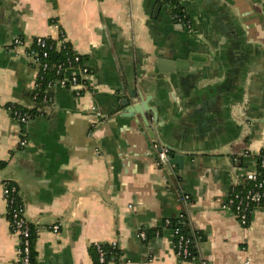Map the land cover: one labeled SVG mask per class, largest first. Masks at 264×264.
Masks as SVG:
<instances>
[{
  "label": "crops",
  "instance_id": "1",
  "mask_svg": "<svg viewBox=\"0 0 264 264\" xmlns=\"http://www.w3.org/2000/svg\"><path fill=\"white\" fill-rule=\"evenodd\" d=\"M178 1L192 32L159 21L160 0H0V264H17L18 246L2 182L18 187L36 264H94L90 247L112 242L117 261L104 264H264V205L245 227L228 205L235 181L255 170L264 149V0ZM60 32L92 90L79 96L55 82L43 113L19 125L9 106L35 108L37 71L8 46L56 41ZM169 49L176 61L200 56L172 74L173 85L159 75L164 93L148 104L149 126L139 131L131 119L110 116L117 90L131 88L132 63L155 64L154 51ZM155 84L147 82L149 98ZM158 135L194 156L158 165L161 146L147 151ZM181 218L193 237L192 262L176 255L167 228Z\"/></svg>",
  "mask_w": 264,
  "mask_h": 264
},
{
  "label": "built area",
  "instance_id": "2",
  "mask_svg": "<svg viewBox=\"0 0 264 264\" xmlns=\"http://www.w3.org/2000/svg\"><path fill=\"white\" fill-rule=\"evenodd\" d=\"M160 1L171 7L172 17L177 23L187 32H192L190 20L185 10L180 6L178 0ZM174 1L178 2L180 7L175 13L173 9H175L177 5L175 6L172 4ZM67 47H69V43L65 35L60 32L59 39L56 41L46 37H35L29 44H25L20 40H15L9 44L8 49L21 51L23 56L27 57L34 64L37 71L36 90L40 87L43 75L50 69V65L47 62L49 52L53 50L67 51ZM70 51L72 52V50ZM53 69L57 77L55 82L70 85L77 95L80 96L92 90L89 71L82 63V59L79 55L75 53L70 54L63 62L54 65ZM54 83L49 82L48 87H51ZM45 99L46 97L43 99V103L46 101ZM9 111L13 122L19 125H25L35 115L30 112V109L17 105H10ZM21 144H24V142ZM167 154L168 152L166 149H162L161 152L158 153V165L165 163ZM2 193L6 204V215L9 227L17 239V264H32L30 257V237L31 233H33V228L25 218L18 187L11 182H2ZM228 205L233 210L239 224L243 227L248 224L252 211L264 205V149L260 151L256 157L255 170L239 177L235 181ZM167 224H169V222H167ZM52 231L57 234L59 225H53ZM173 234L176 238V255L184 261L192 262L195 258L192 255V242L190 238L181 234L178 229L173 230ZM154 235L158 237L159 231L156 230ZM139 237L141 240L147 239V235L143 231L139 233ZM109 246L112 249H117L116 242H112ZM94 247L97 251L99 264H104L105 250L102 244H96Z\"/></svg>",
  "mask_w": 264,
  "mask_h": 264
},
{
  "label": "water",
  "instance_id": "3",
  "mask_svg": "<svg viewBox=\"0 0 264 264\" xmlns=\"http://www.w3.org/2000/svg\"><path fill=\"white\" fill-rule=\"evenodd\" d=\"M158 1V0H157ZM162 7L161 4H158L156 6V10H160ZM160 8V9H159ZM163 11L165 14V19L162 20L159 18V21H163L165 24H172V29L182 33L184 31V28L177 23L172 16L171 7L169 5H164ZM155 18V15L153 16ZM154 57L156 59L155 64L153 62H147V61H137L135 60V63H132L131 65V88L127 86L126 88H119L117 90V96L115 98V101L112 104V111L110 113V116H123L125 118L131 119L137 126L140 131V128L143 129L142 125L144 127L149 126V123L152 122V120L155 118V112L153 109L148 107V104L151 102V100L155 101V98H160L159 94L164 93V88L159 89L157 83H159V75L167 74L169 81L168 85H173V82L175 81L172 77V74L176 71L180 70H186L187 66L195 64L196 60L195 58L200 55H196L194 53H190L188 55L181 54L176 56L177 59L181 58L182 61H176V59H173L174 52L172 50H167L165 54H159V52L154 51ZM150 56H147L148 58ZM163 59H167L170 61H165ZM161 78V77H160ZM155 87H157V95L155 97L149 98L148 91H147V82H155ZM162 91V92H161ZM49 95V93H48ZM46 104H42L40 107L41 112L43 113V107ZM201 109H205L207 111L206 105H202ZM205 117L202 115L200 117V121L203 124L205 122ZM140 127V128H139ZM148 135L149 132H148ZM143 137V136H142ZM151 148L152 150H147L150 153H153L154 146H161L156 150V153H160L162 149H166V151L169 153L167 154L165 163H170L175 161L178 162L181 159H183L185 156H194L193 154H184L179 153V151L183 152H189L188 149L178 147L174 143H172V140L169 138H166V136L158 135L155 136H149ZM157 155L155 156V158ZM162 221L160 222L159 226L156 227V229H160L162 227Z\"/></svg>",
  "mask_w": 264,
  "mask_h": 264
},
{
  "label": "trees",
  "instance_id": "4",
  "mask_svg": "<svg viewBox=\"0 0 264 264\" xmlns=\"http://www.w3.org/2000/svg\"><path fill=\"white\" fill-rule=\"evenodd\" d=\"M172 4L175 6L177 5V7L175 9H173V12L175 13L180 7H179L178 2H176V1H174ZM70 50H71V48L69 46V47H67V51L66 50H60V51L53 50V51L49 52L47 62L50 65V69L43 75V79L40 82V87L35 90V95H34L35 108L30 110V112L33 115L36 114L37 109H39L41 107V105L43 104V99L45 98L46 91L49 88L48 83L49 82L54 83L57 80V77L54 74L53 66L58 64V63L63 62L67 56L72 54L73 52H71ZM3 164L4 163L0 162V168L3 166ZM167 228H169L170 230L178 229L181 234L189 237L191 242L193 241V237L191 235H189V228H188L187 222L184 218L170 220ZM35 236L36 235L33 231V233H31V237H30V240H31L30 257H31V263L32 264H36L35 259H34L35 254L33 251ZM102 247L105 250V261H104V263L105 262L107 263L108 261L113 260V259L115 261H117V258H118L117 249H112L109 245H106V244L102 245ZM90 251H91V256H92L94 264H99L97 251H96L95 247L94 246L90 247ZM191 251H192V255L194 256V251L192 249V246H191Z\"/></svg>",
  "mask_w": 264,
  "mask_h": 264
}]
</instances>
